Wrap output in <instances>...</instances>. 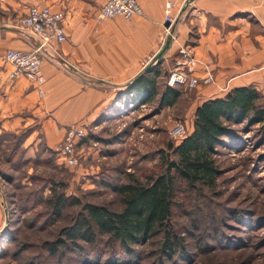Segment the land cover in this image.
I'll list each match as a JSON object with an SVG mask.
<instances>
[{
    "label": "rangeland",
    "instance_id": "374dc122",
    "mask_svg": "<svg viewBox=\"0 0 264 264\" xmlns=\"http://www.w3.org/2000/svg\"><path fill=\"white\" fill-rule=\"evenodd\" d=\"M190 1L180 0L178 9H190ZM176 40L177 35L168 36L165 29V45L153 61L164 76L159 80L160 95L143 106L123 103L84 126L87 136L75 166L60 159L53 141L47 145L38 122L0 132V201L8 210V224L0 232V264H264V127L246 121L235 126V136L222 139L218 147L215 162L220 173L214 188L200 191L179 184L172 224L182 244L172 259L161 253L162 235L133 246L131 256L105 246V240L96 245L80 242V248L70 245L57 255L46 248L83 207H69L55 219L46 204L53 187L83 204L120 211L121 198L114 188L127 183L130 175L145 182L164 171L160 152L170 153L169 145L185 139H173L171 131L177 123L185 125L186 137L190 134L201 100L196 95L199 87L216 83L175 86L182 93L177 103L161 105L170 73L181 62L180 51L166 59ZM207 71L216 82L214 72ZM227 84L217 88L219 95L232 89L233 84Z\"/></svg>",
    "mask_w": 264,
    "mask_h": 264
},
{
    "label": "crops",
    "instance_id": "0c3cea01",
    "mask_svg": "<svg viewBox=\"0 0 264 264\" xmlns=\"http://www.w3.org/2000/svg\"><path fill=\"white\" fill-rule=\"evenodd\" d=\"M191 2L176 26L177 40L166 59L187 48L197 62L194 77L203 78L207 69L214 72L216 88L199 87L198 105L223 97L217 88L227 83L232 88L253 85L264 95V0ZM102 4L103 0H0V132L38 122L47 145H57L69 127L89 126L123 103L139 106L136 91L128 90L165 45V0H139L143 14L130 20H99ZM32 5L65 14L66 41L54 40L43 49V98L27 78L10 80L13 68L3 61L9 50L27 52L39 46L37 36L21 27ZM163 77L162 73L159 80ZM4 206L1 200L0 232L6 227Z\"/></svg>",
    "mask_w": 264,
    "mask_h": 264
},
{
    "label": "trees",
    "instance_id": "16d2710c",
    "mask_svg": "<svg viewBox=\"0 0 264 264\" xmlns=\"http://www.w3.org/2000/svg\"><path fill=\"white\" fill-rule=\"evenodd\" d=\"M161 75L162 70L156 64L128 90L136 91L134 99L138 105L160 95L158 80ZM181 96L180 91L165 86L161 105L172 107ZM263 100L262 92L249 85L232 88L223 97L199 105L194 115L193 132L179 145H169L170 153L160 152L164 162L161 174L151 176L145 182L130 175L127 183L114 188L121 198L120 211L107 205L83 204L79 199L59 192V187H53L46 204L55 219H60L69 207H83L74 221L60 230L58 238L46 245L49 254L57 255L70 245L80 248V242L96 245L105 240V246L131 256L135 253L133 246L144 245L162 235L161 253L172 259L182 244L172 224L179 184L200 191L214 188L220 173L215 155L222 139L235 136L234 127L245 121L249 126L262 124L264 127ZM109 264L113 263L110 261Z\"/></svg>",
    "mask_w": 264,
    "mask_h": 264
},
{
    "label": "built area",
    "instance_id": "2783aa9c",
    "mask_svg": "<svg viewBox=\"0 0 264 264\" xmlns=\"http://www.w3.org/2000/svg\"><path fill=\"white\" fill-rule=\"evenodd\" d=\"M179 1L165 0V24L170 23V27H166L168 36H172L173 33L176 34L177 31L172 32V29H176L180 15H182V7L178 11ZM142 14L143 10L139 0H103L97 17L99 20L114 18L130 20ZM64 20L65 14L62 11H55L49 6L32 5L27 16L22 19L21 27L37 36L40 41L39 46L27 52L9 50L3 56V61L9 63L13 68L9 75L10 80L20 77L27 78L30 82L36 84L41 98L45 95L42 87L46 83V78L42 73L43 49L54 40L58 43L66 41L63 27ZM173 38L175 39V36ZM180 56L181 62L168 78L170 87L188 85L190 88H196L199 84L209 86L216 83L211 71H207L203 78L191 75L197 62L187 48L180 50ZM64 67L70 69L67 64ZM186 133L187 130L183 123H177L171 131L173 139L176 140L186 138ZM86 136V130L83 127L72 126L66 131L64 139L55 146V152L67 166L73 167L78 164L80 144Z\"/></svg>",
    "mask_w": 264,
    "mask_h": 264
},
{
    "label": "water",
    "instance_id": "95a60500",
    "mask_svg": "<svg viewBox=\"0 0 264 264\" xmlns=\"http://www.w3.org/2000/svg\"><path fill=\"white\" fill-rule=\"evenodd\" d=\"M191 1H192V0H191ZM191 1H190V2H191ZM190 2L187 3L188 6L190 5ZM184 10H185V9L182 10V13H183ZM180 18H181V16H180ZM180 18H179V20H178V23H179V21H180ZM165 25H166V27H170V23H166ZM177 25H178V24H177ZM171 29H172V27H171ZM174 29H175V28H173L172 30L174 31ZM160 55H162V54H160ZM153 67H154V64H150V65L144 70V72H143L142 74H140L139 76L136 77V79H135L132 83H135V81L139 80V79L142 78L144 75H146V73L149 72ZM7 215H8V210L6 209V216H7ZM7 224H8V221L6 222V226H7Z\"/></svg>",
    "mask_w": 264,
    "mask_h": 264
},
{
    "label": "bare ground",
    "instance_id": "6f19581e",
    "mask_svg": "<svg viewBox=\"0 0 264 264\" xmlns=\"http://www.w3.org/2000/svg\"><path fill=\"white\" fill-rule=\"evenodd\" d=\"M169 32H170V30H169ZM177 32V31H176ZM176 35V34H175Z\"/></svg>",
    "mask_w": 264,
    "mask_h": 264
}]
</instances>
